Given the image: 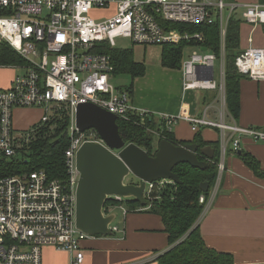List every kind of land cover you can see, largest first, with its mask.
<instances>
[{"label": "built area", "instance_id": "2783aa9c", "mask_svg": "<svg viewBox=\"0 0 264 264\" xmlns=\"http://www.w3.org/2000/svg\"><path fill=\"white\" fill-rule=\"evenodd\" d=\"M240 6L229 0H0V50L6 46L20 60L0 64V71H12L13 75L10 86L0 88V160L17 157L19 149H28L42 131L52 134L63 117L68 118L69 138L64 152L68 172L65 182L52 179L44 170L0 178V264H44V250L48 247L69 253L70 264H84L81 243L90 236L76 226V189L80 176L76 157L84 143L103 142L95 130L80 132L77 128L80 105L93 104L118 120L137 117L145 123L153 118L149 112L132 106L130 89L111 84L115 65L110 55L98 51L100 46L108 44L115 49L117 38L144 47L192 45V42L201 43L204 36L171 29V25H212L218 20L220 58L208 50L195 52L182 65L185 91L218 92L220 105L210 106L217 109L218 120L208 116L210 107L200 118L160 117L168 133L179 120L189 122L194 132L203 128L219 131V176L209 198L200 197V204L205 206L202 217L209 211L225 169L227 152H240L243 138L264 142L263 129L238 126L227 109L226 35L229 19ZM244 8L246 23L264 26V2ZM104 12L109 13L102 16ZM217 61L220 83L210 79V68L214 69ZM236 67L249 79L264 81V47L251 45L242 51ZM27 108L41 109V121L17 135L15 110ZM154 134L157 139L163 136L162 131ZM167 183L170 184L160 180L147 184L145 200L152 201L154 190L160 189L157 186L162 188ZM112 199L118 206L109 207L107 215L115 208L125 216L132 212L124 199ZM111 229L118 232L114 225Z\"/></svg>", "mask_w": 264, "mask_h": 264}, {"label": "crops", "instance_id": "0c3cea01", "mask_svg": "<svg viewBox=\"0 0 264 264\" xmlns=\"http://www.w3.org/2000/svg\"><path fill=\"white\" fill-rule=\"evenodd\" d=\"M232 1L242 5L234 12L242 21L241 52L251 45L263 48L264 26L250 25L244 19V7L262 0ZM200 45L189 46L202 52ZM162 52L158 64L148 65L154 67L153 72L145 69L144 76L125 87L130 89L133 107L149 112L155 122L161 123L163 115L200 118L206 108L220 105L216 91H185L182 70L185 60L182 59L180 68L166 67L162 64ZM218 79L214 70L217 83L221 81L220 71ZM11 80L12 75L0 82V88L9 87ZM208 116L217 121V109L210 107ZM236 123L241 127L264 130V81H241V113ZM171 134L177 143H192L197 134H201L205 142L218 143L221 161V135L217 129L203 128L194 132L189 122L179 120L172 127ZM242 151L254 156L264 170V142L243 138ZM224 167L214 202L199 221L202 237L209 247L232 254L234 264H264V179L257 177L234 153L226 156ZM121 214V223L114 225L118 232L113 236L88 237L82 241L84 264H157V259L171 248L161 217L139 210L127 216ZM44 264H70V255L51 247L45 248Z\"/></svg>", "mask_w": 264, "mask_h": 264}, {"label": "trees", "instance_id": "16d2710c", "mask_svg": "<svg viewBox=\"0 0 264 264\" xmlns=\"http://www.w3.org/2000/svg\"><path fill=\"white\" fill-rule=\"evenodd\" d=\"M232 1V0H229ZM264 2V0H262ZM242 21L233 15L229 19L226 43H225V83L226 101L229 115L237 121L241 113V81L249 79L238 72L236 67L237 57L240 50V25ZM182 32L203 33L202 48L208 49L219 59L221 55L220 24L217 20L212 25H171V29ZM187 44L167 45L163 47L162 64L169 68H180L183 59V49ZM99 52L110 55L115 65V77L121 74L130 75L132 81L145 75V65L135 62L133 52L128 50H116L108 44L100 46ZM18 60L14 51L6 46L0 50V64H13ZM13 77V75H12ZM5 89V88H1ZM119 132L126 144H135L145 150L149 155L157 151L158 143L165 139L178 145L171 133H168L164 124L157 123L149 118L142 123L139 118L132 117L130 120H118ZM68 118L58 120L55 131L52 134L48 130L42 131L32 141L28 149H19L17 157L10 161L0 160V178L44 170L52 179L65 182L68 172L65 165L64 152L68 145L66 130ZM163 132L155 146V134ZM192 144H197L200 149L211 147L215 150L214 158L206 160L200 153L201 161H207L209 166L206 170H200L189 164H180L174 169L180 181V185L167 183L164 187L154 190L153 200L148 201L146 206L138 202L127 200L125 204L132 212L141 209L161 217L164 230L169 238L170 249L157 259V264H234V256L229 253L219 252L209 247L201 234L200 219L204 212V205L200 204V197L204 195L207 199L216 185L219 176L220 152L218 143L205 142L201 134H197ZM27 150V152H26ZM232 151H228L231 154ZM238 156L257 177L264 179V170L259 161L251 154L242 151ZM209 184L208 192L201 190V185ZM118 206V203L110 199L106 207Z\"/></svg>", "mask_w": 264, "mask_h": 264}, {"label": "water", "instance_id": "95a60500", "mask_svg": "<svg viewBox=\"0 0 264 264\" xmlns=\"http://www.w3.org/2000/svg\"><path fill=\"white\" fill-rule=\"evenodd\" d=\"M207 52L206 48L201 50ZM210 79L214 78V69L210 68ZM77 128L80 132L95 130L102 140L86 142L79 149L76 168L79 181L76 189V226L90 237H111V226L118 216V208L107 215L106 207L112 198L133 200L146 206L144 193L147 183L171 180L180 185L179 176L174 173L180 164L206 170L207 161H201L198 154L210 161L215 150L211 147L200 149L197 144L178 145L169 140L158 143L154 155L135 144H126L119 132L117 116L100 109L93 104L80 105L77 109ZM241 151L238 152V155ZM132 176L139 183L128 181ZM208 192L209 184L201 185ZM117 210V211H116Z\"/></svg>", "mask_w": 264, "mask_h": 264}, {"label": "rangeland", "instance_id": "374dc122", "mask_svg": "<svg viewBox=\"0 0 264 264\" xmlns=\"http://www.w3.org/2000/svg\"><path fill=\"white\" fill-rule=\"evenodd\" d=\"M109 12H104L102 13V16H106ZM187 34H203V33H192L190 31H185ZM221 36V35H220ZM116 50H128L133 52L134 60L137 63L144 64L146 67V70H150L153 72L154 67L150 65L151 63L158 64L160 62V56H161V51H162V46H139L133 44L129 39L126 38H117L116 41ZM195 44H201L200 41L198 43L192 42V45ZM195 52H199L196 48H192L191 46L187 45L183 49V60L187 61L189 57L194 54ZM18 62V61H17ZM15 62V63H17ZM12 64V63H11ZM220 67V62L217 61L215 63V73H216V78L217 80L219 77V68ZM150 68V69H149ZM12 75V71H6V70H1L0 71V82L6 81L8 77ZM246 77V76H245ZM248 78V77H247ZM111 84H113L117 88H122V87H128L132 83V78L130 75L127 74H121L117 75L116 77H113L110 80ZM43 111L38 108H27L25 110L17 109L15 110L14 113V126L15 129L17 130L16 134L20 135L22 131H27L31 130L32 127L39 123L41 121ZM157 137H155L156 139ZM164 140V139H163ZM157 143V141H156ZM128 181H131L133 183H138V180L132 176L128 178ZM126 205V204H125ZM127 206V205H126ZM128 207V206H127ZM117 211V210H116ZM118 216L113 225L120 224L121 219H122V214L121 211H117Z\"/></svg>", "mask_w": 264, "mask_h": 264}, {"label": "bare ground", "instance_id": "6f19581e", "mask_svg": "<svg viewBox=\"0 0 264 264\" xmlns=\"http://www.w3.org/2000/svg\"><path fill=\"white\" fill-rule=\"evenodd\" d=\"M164 181H166V182H170V183H174L173 181H171V180H164ZM138 183H139V180H138ZM154 183H156V182H154ZM147 184H150V183H147ZM175 184V183H174Z\"/></svg>", "mask_w": 264, "mask_h": 264}]
</instances>
